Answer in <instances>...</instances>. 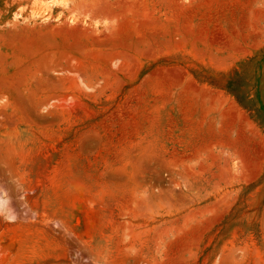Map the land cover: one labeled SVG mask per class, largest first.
Instances as JSON below:
<instances>
[{"label":"rangeland","instance_id":"obj_1","mask_svg":"<svg viewBox=\"0 0 264 264\" xmlns=\"http://www.w3.org/2000/svg\"><path fill=\"white\" fill-rule=\"evenodd\" d=\"M0 264H264V0H0Z\"/></svg>","mask_w":264,"mask_h":264}]
</instances>
